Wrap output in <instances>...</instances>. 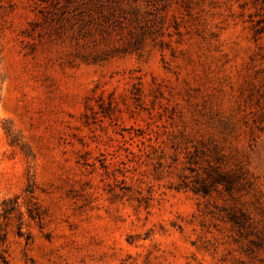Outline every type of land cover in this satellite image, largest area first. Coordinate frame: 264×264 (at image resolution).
Segmentation results:
<instances>
[{"label": "rangeland", "instance_id": "374dc122", "mask_svg": "<svg viewBox=\"0 0 264 264\" xmlns=\"http://www.w3.org/2000/svg\"><path fill=\"white\" fill-rule=\"evenodd\" d=\"M0 225V264H264V0H0Z\"/></svg>", "mask_w": 264, "mask_h": 264}, {"label": "trees", "instance_id": "16d2710c", "mask_svg": "<svg viewBox=\"0 0 264 264\" xmlns=\"http://www.w3.org/2000/svg\"><path fill=\"white\" fill-rule=\"evenodd\" d=\"M205 192V191H204ZM4 213H8V210L7 209H4ZM0 231H2L1 230V225H0ZM0 241L2 242V243H4L5 242V233H3L2 235H1V237H0ZM2 260V263L3 264H7V261L5 260V259H1Z\"/></svg>", "mask_w": 264, "mask_h": 264}]
</instances>
